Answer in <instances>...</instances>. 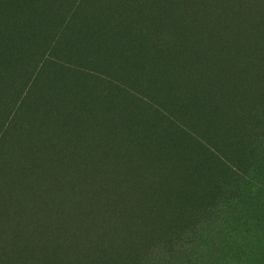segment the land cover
Instances as JSON below:
<instances>
[{
    "label": "trees",
    "instance_id": "trees-1",
    "mask_svg": "<svg viewBox=\"0 0 264 264\" xmlns=\"http://www.w3.org/2000/svg\"><path fill=\"white\" fill-rule=\"evenodd\" d=\"M246 5L0 0V264H143L238 208L264 169Z\"/></svg>",
    "mask_w": 264,
    "mask_h": 264
},
{
    "label": "rangeland",
    "instance_id": "rangeland-1",
    "mask_svg": "<svg viewBox=\"0 0 264 264\" xmlns=\"http://www.w3.org/2000/svg\"><path fill=\"white\" fill-rule=\"evenodd\" d=\"M227 1L229 0H221V4ZM237 2L238 0H230V13L235 11ZM240 2L249 5L254 0ZM243 8L249 10L252 7ZM147 157L141 154L142 163ZM122 162L123 158L119 155L115 163L120 165ZM247 183L243 185L246 196L237 209L227 208L221 218L210 224L186 225L187 228L196 230V239L190 246H182L178 241L171 243L172 236L152 238L148 247L154 253L144 257L143 264H264V169H258L254 180ZM191 217L196 216L193 213ZM185 220L186 216L183 217V221ZM171 249H174L175 254H168Z\"/></svg>",
    "mask_w": 264,
    "mask_h": 264
}]
</instances>
